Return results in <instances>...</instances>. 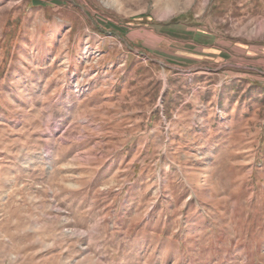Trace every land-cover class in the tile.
I'll list each match as a JSON object with an SVG mask.
<instances>
[{
  "label": "rangeland",
  "instance_id": "rangeland-1",
  "mask_svg": "<svg viewBox=\"0 0 264 264\" xmlns=\"http://www.w3.org/2000/svg\"><path fill=\"white\" fill-rule=\"evenodd\" d=\"M0 264H264V0H0Z\"/></svg>",
  "mask_w": 264,
  "mask_h": 264
}]
</instances>
